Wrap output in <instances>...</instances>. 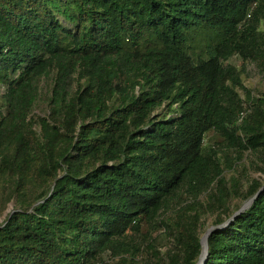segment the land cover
Wrapping results in <instances>:
<instances>
[{
	"label": "trees",
	"instance_id": "16d2710c",
	"mask_svg": "<svg viewBox=\"0 0 264 264\" xmlns=\"http://www.w3.org/2000/svg\"><path fill=\"white\" fill-rule=\"evenodd\" d=\"M262 24L264 0H0V264H197L264 187ZM207 247L264 264V191Z\"/></svg>",
	"mask_w": 264,
	"mask_h": 264
},
{
	"label": "rangeland",
	"instance_id": "374dc122",
	"mask_svg": "<svg viewBox=\"0 0 264 264\" xmlns=\"http://www.w3.org/2000/svg\"><path fill=\"white\" fill-rule=\"evenodd\" d=\"M61 20H63L62 18H61ZM64 23H65V21H63ZM67 23H65V25H66ZM261 28L262 29H264V24H262L261 25ZM232 63H234V64H237L238 63V61L236 60V59H233L232 60ZM245 85H246V87H248V88H251V89H258L257 90V92L260 90V91H263L264 90V81H262L261 80V78L260 77H256V76H253V77H250L249 79H247L246 81H245ZM3 93V89H0V95ZM241 94H242V96H244L243 95V92L241 91ZM37 112H39V113H41L42 111H41V108L39 109V108H37V110H36ZM206 141H207V143L208 144H211V143H214L215 141H217V138H216V136H214L213 135V133H209V135L207 136V139H206ZM246 204V203H245ZM244 204V205H245ZM243 205V206H244ZM12 210V207H10L7 211H6V213H9L10 211ZM6 213L0 218V223L3 221V219H4V217H5V215H6ZM210 229V228H209ZM207 232V231H206ZM206 234V233H205ZM204 234V235H205ZM203 235V236H204Z\"/></svg>",
	"mask_w": 264,
	"mask_h": 264
},
{
	"label": "water",
	"instance_id": "95a60500",
	"mask_svg": "<svg viewBox=\"0 0 264 264\" xmlns=\"http://www.w3.org/2000/svg\"><path fill=\"white\" fill-rule=\"evenodd\" d=\"M264 191V187L255 195L254 198H252L250 201H248L244 206H242V208L236 212L233 217L227 221V223H225L224 225L220 226V227H211L210 229L207 230L206 234L202 237V240H201V244H202V252H201V255H200V258H199V261L197 264H203L205 261H206V258H207V251H208V247H207V237L208 235L221 228V227H224V226H227V224H229L233 219H235L240 213H242L243 211L247 210L251 204L254 202V200Z\"/></svg>",
	"mask_w": 264,
	"mask_h": 264
}]
</instances>
